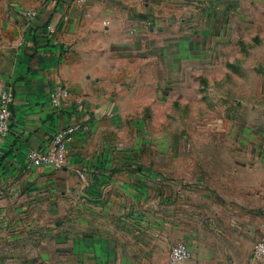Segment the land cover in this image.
I'll list each match as a JSON object with an SVG mask.
<instances>
[{
  "label": "crops",
  "instance_id": "crops-1",
  "mask_svg": "<svg viewBox=\"0 0 264 264\" xmlns=\"http://www.w3.org/2000/svg\"><path fill=\"white\" fill-rule=\"evenodd\" d=\"M12 3L14 24L0 47V83L15 91L0 140V248L15 247L5 223L30 230L45 222L77 253L105 255L102 264H167L179 240L204 256L180 264H213L215 235L204 222L211 214L222 264H264L251 261L264 233L263 153L226 148L214 156L210 140L196 136L189 141L204 142L203 150L190 152L187 139L147 132L179 109L181 96L227 75L228 60L242 56L240 39L228 35L264 31V0ZM58 83L71 92L54 103ZM73 123L65 165L26 164L31 148L47 149ZM183 148L193 157L185 160ZM151 155L161 160L150 165Z\"/></svg>",
  "mask_w": 264,
  "mask_h": 264
},
{
  "label": "rangeland",
  "instance_id": "rangeland-1",
  "mask_svg": "<svg viewBox=\"0 0 264 264\" xmlns=\"http://www.w3.org/2000/svg\"><path fill=\"white\" fill-rule=\"evenodd\" d=\"M13 5L12 0H0V47L11 35L10 30H12L14 19L10 8ZM262 32L264 31L244 29L238 31L236 36L234 31L233 33L230 31L229 38L240 39V45L237 48L241 49L242 56L228 60L227 75L207 78L205 91L188 94L185 95L186 97L181 96L179 109L169 113L168 119H159L148 125L147 132L154 134L157 137L155 139L162 136H178L180 139H187V142H181V145L192 146L190 152L197 149V146L200 147V151L203 150L204 142L189 141V138L196 136L207 137L205 139L210 140V149L214 156H218L219 151L226 148L260 151L264 156V33ZM231 48L232 53L235 54L236 47L229 45V50ZM229 140H233V143H228ZM151 143L154 146L157 145L156 141ZM183 150L186 152L185 160L190 155L193 157L192 154H188V149L183 148ZM147 158V163L150 165H155L161 160L155 155ZM164 161L167 160L164 158ZM204 222L215 235L212 237L211 247L213 264H222L223 255L219 249L218 238L219 222L211 214L204 218ZM12 224L5 223L8 227L11 225L8 233L11 232L15 237V247L0 248V264H102L100 262H107L105 255L77 253L73 247H70L71 244L66 246L65 234H62L59 227L49 229L48 224L44 222L36 223V228L27 230L24 226L15 228L17 223ZM67 242L72 243L70 240ZM195 254L192 253L189 258L194 256L198 262L203 263V253L195 252ZM99 256L101 259H98ZM252 259L253 255H251V261Z\"/></svg>",
  "mask_w": 264,
  "mask_h": 264
},
{
  "label": "built area",
  "instance_id": "built-area-1",
  "mask_svg": "<svg viewBox=\"0 0 264 264\" xmlns=\"http://www.w3.org/2000/svg\"><path fill=\"white\" fill-rule=\"evenodd\" d=\"M84 1V0H80ZM28 14L34 17L38 13L37 8H29ZM48 28L54 31L56 28L48 24ZM71 89L65 83H58L51 91V101L61 103L67 97ZM15 91L11 86L0 83V140L9 131L13 117V103ZM79 128L78 123L62 125L52 136L47 149L31 148L27 153L26 164L28 166L45 164L54 168L62 167L67 162L69 142L74 138ZM192 254L190 245L185 240L176 242L169 251L167 264H180L181 261ZM255 259L264 258V233L259 236L254 246Z\"/></svg>",
  "mask_w": 264,
  "mask_h": 264
}]
</instances>
